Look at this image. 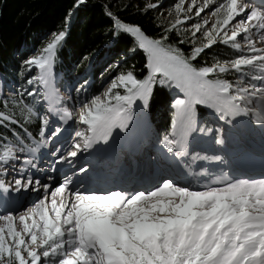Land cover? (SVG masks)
I'll return each mask as SVG.
<instances>
[{
    "label": "snow or ice",
    "instance_id": "1",
    "mask_svg": "<svg viewBox=\"0 0 264 264\" xmlns=\"http://www.w3.org/2000/svg\"><path fill=\"white\" fill-rule=\"evenodd\" d=\"M100 7L111 38L143 53L142 71L117 60L100 72L103 91L89 95L86 70L62 95L54 67L69 10L40 54L24 60L12 95L0 91V264H264V172L242 176L231 166L248 131L258 126L264 141V0H179L153 35L122 13L147 15L162 0ZM206 11L211 20L201 19ZM218 45L235 58L209 63L205 54ZM84 59L91 69L92 56ZM157 89L167 90L171 117L155 152L144 149L147 176L130 187L89 188L92 166L76 163L79 154L109 145L114 129L127 132L137 111L147 120ZM76 104L86 129L73 137ZM21 191L35 193L34 202L8 207Z\"/></svg>",
    "mask_w": 264,
    "mask_h": 264
},
{
    "label": "trees",
    "instance_id": "2",
    "mask_svg": "<svg viewBox=\"0 0 264 264\" xmlns=\"http://www.w3.org/2000/svg\"><path fill=\"white\" fill-rule=\"evenodd\" d=\"M149 1V2H148ZM157 0H139L141 6L154 3ZM77 0H0V76L15 79L16 70L21 62L30 55L29 49L39 47L47 39L48 34L58 32L64 27L65 17L69 10L72 16L67 29V37L62 48L58 51L54 72L59 64L70 78L71 66L79 58L98 54V60L107 56L106 61L120 60L121 69L127 70L135 66V71H142L145 58L142 52L133 55L130 51L134 45L128 38L114 40L108 33L110 21L103 15L100 5L106 0H86L79 8H74ZM135 2V0H134ZM129 21L140 24L149 35L157 34L159 30L154 26L156 20L169 22L165 18L157 17L154 11L147 15L122 13ZM224 47V46H223ZM218 45L207 52L209 57L220 59L226 53V48ZM204 57L201 58V61ZM84 61H88L84 59ZM201 61H198L199 64ZM81 62H83L81 60ZM99 69L96 66L93 71ZM90 78V77H88ZM96 85L91 86V95L96 91ZM168 93L157 89L153 103L152 114L147 118L150 127L155 131H165L168 126Z\"/></svg>",
    "mask_w": 264,
    "mask_h": 264
},
{
    "label": "bare ground",
    "instance_id": "3",
    "mask_svg": "<svg viewBox=\"0 0 264 264\" xmlns=\"http://www.w3.org/2000/svg\"><path fill=\"white\" fill-rule=\"evenodd\" d=\"M257 46L260 47L261 45L257 42ZM81 107H82V105L78 104L77 111L76 110L74 111V113L76 115V118L79 117V113L81 111ZM78 124L80 125L79 126L80 127L79 131H83L86 128V127L84 128L85 125H82L80 123H78ZM134 131H135V129H134ZM119 132H120L119 129H114L113 130V135H112V138H111V141H113V142L110 145V147H108L105 150H103L105 154L111 155V152H112V153H114L115 157L118 160L129 161L130 159H141V158L146 159L145 156H144V149H145L144 145H146L145 147L148 148L149 150L151 149L153 151V153L155 152V149L152 146L150 147V143H146L145 142L144 134H142L141 132L136 131V132L132 133V132L127 131L125 134L123 132L124 135L123 134L120 135ZM65 135L67 136V133ZM120 136H122V137L119 138ZM257 137H259V138H257ZM245 138H249L251 140L248 141V142H246L244 140L242 142V144L244 146L246 145L245 147L250 148V149H251V147H253L255 149V151H256L254 153L253 157L250 160H245V161H254L255 164L250 166V167H247V168H239V169H237V167H238L237 165H239V162L242 160L239 151H241L243 149H246L244 147V148H240L239 150H237V148H236L235 152L233 153V157H236V158L234 159V162L232 161V165L231 166L233 167V170L237 174L241 173V172H245L246 175H249V173H250L252 175V177L259 178L258 176H260V173L262 172L261 169L264 170V145H263L264 141H262L261 135H254L250 131H248L245 134ZM62 139H64V138L62 137ZM126 139H127V141H134V147H132L130 149H119V150L112 149V146L115 145V144L127 143V142H125ZM111 141H110V143H111ZM70 142L71 141L69 140L68 143H70ZM206 146H207V144L205 145V147ZM100 148L101 147H99L98 149H100ZM136 161H139V160H136ZM245 161H243V162H245ZM82 162L83 161L81 160L78 163L79 164L81 163L80 165H82ZM130 162L131 161H129L128 163H130ZM116 166H119V165H116ZM107 167H108V170H109V168L111 169L112 164L110 162H107ZM124 168H127V166H125ZM94 171L99 174V176L101 178L100 179L101 182L106 183L107 187H104V186L100 187L97 184L91 183V184L88 185L89 188L99 189V190H107V189H115L116 188V186L112 185L110 180H109V178L111 176L109 177L107 169H100L99 167H95ZM224 171H226V169ZM147 172H148V169L146 168V170L144 172H142L141 175L138 178H135V177H133L130 174L127 175L124 178V183L120 184V186L130 187L132 184H138V183L142 182V180L147 176ZM115 175L118 176V174H115ZM121 176L124 177L123 174H121ZM5 179H6L5 180L6 183H12V181H13V177L12 176H7V177H5ZM2 195H3V193H0V196H2ZM35 198H36V194L32 195V193H25L24 191H21L19 193V195H17L15 192H13V193L10 194V200H9L7 206L8 207H17V208H19L22 205L24 208H27L30 205L26 201H33L34 202ZM17 214H19V213H17ZM18 227H19V225H18Z\"/></svg>",
    "mask_w": 264,
    "mask_h": 264
},
{
    "label": "rangeland",
    "instance_id": "4",
    "mask_svg": "<svg viewBox=\"0 0 264 264\" xmlns=\"http://www.w3.org/2000/svg\"><path fill=\"white\" fill-rule=\"evenodd\" d=\"M156 2L157 1H155L154 3H156ZM173 2H179V0H162V7L159 8V9L153 10V11L157 15V17L165 18L166 20H169L170 17L168 15V13L170 11V8H171ZM184 2H185V7H186L188 3H191L192 2V0H184ZM244 2H246V3L248 2L249 3L250 0H244ZM196 3L202 4L203 3V0H196ZM205 18H208V19L211 20L210 13L207 12V11L205 13H203L202 14V17H201V19H205ZM195 22H197L195 19L193 21H191V23H195ZM181 27L182 28H189L190 27V24L186 23V24H183ZM50 39H51V34H48L47 39L45 41H43L42 44L39 47H37V48L35 47L34 49H29L30 55H28L24 60L28 59L31 56L39 55L40 54V49ZM238 42L241 43L242 45L244 43V41L242 39L239 40ZM220 46L223 47V45H220ZM225 48L224 49L226 50V53L223 54V57L221 58V60L223 61L225 59H233V58H235V55L237 53L234 52L233 50H231L230 48H227V47H225ZM92 59H93V66H92L91 69H88L89 61H86L85 62L84 59H83V57L77 59L75 61V63L65 65L64 68H66V69L68 67L70 68V66H71V69H70L71 76H70V78L66 75V71H64L63 67H61L60 64H59V66L56 69L55 73L57 74L58 79L63 82L61 84V88H62L61 94L62 95H65V96L67 95V91L65 89L66 82L68 80H71L73 83H75L77 80L80 79V77L85 76L86 70H88L87 71V78L90 77L88 79H90V80L93 81L92 85L94 84L97 87L96 91H103L104 89L107 88V83H104L103 86H101L100 72L103 71V69L105 67H107L108 64L113 63L116 60H111V61L108 62V61H106L107 60V56L106 57H103L100 60H98V54H95L92 57ZM24 60L21 62V65L23 64ZM81 60L83 62H81ZM96 66H98L99 69H97L96 72H94L93 69ZM16 71L17 72L15 73V79H13V80L12 79H7V78H5V76H2V75L0 76V91H3L4 95H12V92L9 91V87H16V86H18V80H19V75L18 74L21 72V67L18 68ZM31 74L32 75H37L38 74V70L37 69H34ZM253 74H255V73H253ZM228 78H234V74H231V73L228 74ZM77 86H78V84H77ZM89 91H91V87L89 88ZM73 95H75L74 92H73ZM83 98H84L83 97V94H81L80 99L83 100ZM77 109H78V104H76L74 107H71V110L73 112L75 110L77 111ZM168 110H169V108H168ZM200 111H203L202 106L201 107H198V112H200ZM169 112L171 113L170 110L168 111V113ZM136 116H137V119L136 120L134 119V121H133V123L134 122L135 123L134 124L133 123L130 124L129 127L132 128V130L135 129V131H139L142 134H144L145 142L146 143H150V147L153 146V144L155 143V141L157 139V136L158 135H161V134L159 132H157V133L154 132L151 129V127L148 125V123L146 124L147 120H145L144 118H142L140 116L139 111H137ZM170 117H171V114H170L169 119H168V124L170 123ZM75 122H78L79 123V117L76 118ZM85 127L86 126H84V128ZM130 128L128 130L129 132H131L130 131ZM119 133H120V135H122L123 134V131H120ZM125 133L126 132H124V134ZM152 133H153L154 136L152 135ZM121 137L122 136H120L119 138H121ZM145 146L146 145H144V148H146ZM261 171L264 172L263 169H261Z\"/></svg>",
    "mask_w": 264,
    "mask_h": 264
}]
</instances>
